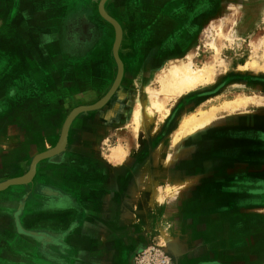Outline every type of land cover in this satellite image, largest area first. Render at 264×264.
<instances>
[{
    "label": "rangeland",
    "instance_id": "obj_1",
    "mask_svg": "<svg viewBox=\"0 0 264 264\" xmlns=\"http://www.w3.org/2000/svg\"><path fill=\"white\" fill-rule=\"evenodd\" d=\"M239 1H107L123 31L122 83L102 109L75 117L65 149L43 159L31 183L0 192V264H30L31 248L12 246L18 215L48 209L45 192L77 208L74 226L80 211H141L149 242L132 264L151 248L168 264H264V6ZM98 2L66 0L37 15L33 87L23 59L11 80L0 77V186L27 179L69 115L102 101L117 79L116 29ZM10 59L0 51V76ZM181 68L204 81L172 91ZM178 211H209L207 247H194L183 219L173 223Z\"/></svg>",
    "mask_w": 264,
    "mask_h": 264
},
{
    "label": "crops",
    "instance_id": "obj_2",
    "mask_svg": "<svg viewBox=\"0 0 264 264\" xmlns=\"http://www.w3.org/2000/svg\"><path fill=\"white\" fill-rule=\"evenodd\" d=\"M213 1L214 4L206 6L239 8L245 5L239 0ZM245 1L247 0H243ZM254 1L253 8L264 6V0ZM60 2L59 4L56 0H0V51L7 49L9 52L12 51L15 57V60H7V64H4L6 68L3 67L1 78L11 80V76H15L20 67L19 59H23L27 72L24 79L29 88L34 86L37 70L35 66L37 15L44 18L54 8L60 10L61 6L66 4V0ZM78 182L80 183V178ZM92 202L96 204L95 199ZM73 207L19 211L20 231L17 229L19 234L16 235L19 240L14 239L12 246L16 249L24 245L30 247L32 255L27 261L30 264H132L135 253L145 248L149 242L145 223L140 218L141 211H80V224L74 226L71 221L78 218L76 215L78 210ZM207 213L209 211H178L177 215L172 214L173 223L176 219L181 223L183 219L182 226H187L193 231L194 235L190 236V240L197 249L199 248L196 246V239L204 244L202 246L200 243L197 244L200 248L203 247L201 249L207 247L206 242L210 239ZM60 216L63 217L59 220ZM133 217H136V220ZM162 221L164 222V219ZM41 224L45 226H40ZM2 232L3 228L0 227V233ZM61 237L66 238L62 241ZM22 252L25 256L26 251ZM197 258L200 256L190 258L189 262H194L198 260Z\"/></svg>",
    "mask_w": 264,
    "mask_h": 264
},
{
    "label": "water",
    "instance_id": "obj_3",
    "mask_svg": "<svg viewBox=\"0 0 264 264\" xmlns=\"http://www.w3.org/2000/svg\"><path fill=\"white\" fill-rule=\"evenodd\" d=\"M107 1L108 0H101L100 5H99V11H100L99 13L103 17V19L107 20L116 29V43H115L114 49H113L114 58L118 62V66H119V75L116 79V83L114 84L112 89H110V91L107 93V95L104 97V99L102 101H100L99 103L93 104V105L85 107V108L79 107V108L75 109L69 115L68 119L65 122L60 144L56 148H54L50 151H46L44 153L36 155V157L32 161L30 174H29L27 179H22V178L11 179L0 187V192H3L5 190L9 189L10 187L31 183L36 176L37 165L43 159L50 157L52 155L59 154L65 149V147L67 145L69 129H70V126H71L73 120L75 119V117L80 112H83V111H96V110L102 109L112 99V97L115 95L116 91L118 90V88L122 82V77H123V73H124V64H123L122 60L120 59V55H119L123 31H122V27L120 26V24L113 17H111L106 12V10L104 9L105 3Z\"/></svg>",
    "mask_w": 264,
    "mask_h": 264
},
{
    "label": "bare ground",
    "instance_id": "obj_4",
    "mask_svg": "<svg viewBox=\"0 0 264 264\" xmlns=\"http://www.w3.org/2000/svg\"><path fill=\"white\" fill-rule=\"evenodd\" d=\"M101 2V1H100ZM106 4V3H105ZM100 5V3H99ZM104 9H105V6H104ZM98 11H99V6H98ZM100 12V11H99ZM107 21V20H106ZM115 43H116V38H115ZM114 43V45H115ZM113 49H114V46H113ZM114 57V55H113ZM115 59V58H114ZM116 61V60H115ZM117 65H118V62L116 61ZM201 71V70H200ZM118 75H119V66H118ZM117 75V77H118ZM123 76H124V73H123ZM174 81L172 83V91H178V92H183L185 90H189L191 88H194L195 86H197L198 84L202 83L205 79V76L203 73H197V72H193V71H188L187 69L185 68H181L179 69L176 73H175V76H174ZM122 80H123V77H122ZM116 83V80L114 82V84ZM122 83V82H121ZM113 84V86H114ZM121 85V84H120ZM112 86V87H113ZM111 87V89H112ZM120 87V86H119ZM110 91V90H109ZM171 91V92H172ZM140 102H142V110H143V101L140 100ZM91 106V105H90ZM146 106V104L144 105ZM82 107H88V106H82ZM145 108V107H144ZM147 108V107H146ZM137 124L139 125V122H140V118H138L136 120ZM87 174H89L87 172ZM86 177V176H85ZM88 177H96V176H87ZM67 179V177H66ZM74 180V178H72ZM72 180V181H73ZM76 180H77V177H76ZM69 181V179H68ZM67 181V182H68ZM70 184V183H69ZM1 187V186H0Z\"/></svg>",
    "mask_w": 264,
    "mask_h": 264
},
{
    "label": "built area",
    "instance_id": "obj_5",
    "mask_svg": "<svg viewBox=\"0 0 264 264\" xmlns=\"http://www.w3.org/2000/svg\"><path fill=\"white\" fill-rule=\"evenodd\" d=\"M135 264H168V261L156 248H151L140 252L135 260Z\"/></svg>",
    "mask_w": 264,
    "mask_h": 264
},
{
    "label": "flooded vegetation",
    "instance_id": "obj_6",
    "mask_svg": "<svg viewBox=\"0 0 264 264\" xmlns=\"http://www.w3.org/2000/svg\"><path fill=\"white\" fill-rule=\"evenodd\" d=\"M45 196L43 197L44 201V205L46 207H48V209H62L63 208V204H64V197L60 199L56 198V195H58L57 193H50V192H45ZM62 202V203H59Z\"/></svg>",
    "mask_w": 264,
    "mask_h": 264
}]
</instances>
